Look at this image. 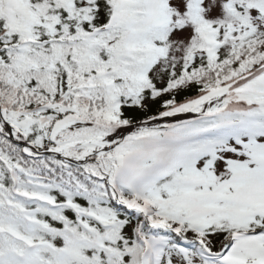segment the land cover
Returning <instances> with one entry per match:
<instances>
[{
    "label": "snow or ice",
    "instance_id": "obj_1",
    "mask_svg": "<svg viewBox=\"0 0 264 264\" xmlns=\"http://www.w3.org/2000/svg\"><path fill=\"white\" fill-rule=\"evenodd\" d=\"M0 264H264V0H0Z\"/></svg>",
    "mask_w": 264,
    "mask_h": 264
}]
</instances>
